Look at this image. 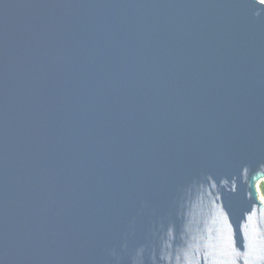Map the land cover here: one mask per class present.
I'll use <instances>...</instances> for the list:
<instances>
[{
	"label": "water",
	"instance_id": "obj_1",
	"mask_svg": "<svg viewBox=\"0 0 264 264\" xmlns=\"http://www.w3.org/2000/svg\"><path fill=\"white\" fill-rule=\"evenodd\" d=\"M262 0H0V264H264Z\"/></svg>",
	"mask_w": 264,
	"mask_h": 264
},
{
	"label": "trees",
	"instance_id": "obj_2",
	"mask_svg": "<svg viewBox=\"0 0 264 264\" xmlns=\"http://www.w3.org/2000/svg\"><path fill=\"white\" fill-rule=\"evenodd\" d=\"M260 196L264 199V181H260L257 185Z\"/></svg>",
	"mask_w": 264,
	"mask_h": 264
},
{
	"label": "rangeland",
	"instance_id": "obj_3",
	"mask_svg": "<svg viewBox=\"0 0 264 264\" xmlns=\"http://www.w3.org/2000/svg\"><path fill=\"white\" fill-rule=\"evenodd\" d=\"M263 2H264V0H262ZM262 198V197H261ZM263 199V198H262ZM263 201H264V199H263Z\"/></svg>",
	"mask_w": 264,
	"mask_h": 264
}]
</instances>
